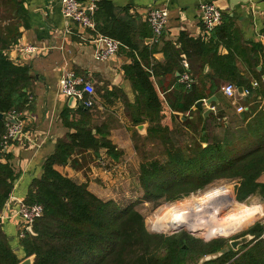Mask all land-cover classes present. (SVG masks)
<instances>
[{"label":"trees","instance_id":"obj_1","mask_svg":"<svg viewBox=\"0 0 264 264\" xmlns=\"http://www.w3.org/2000/svg\"><path fill=\"white\" fill-rule=\"evenodd\" d=\"M102 9L105 17L99 28L123 44H132L128 24L117 18L118 9L100 0L96 15ZM26 12L23 0H0V112L4 116L13 109L26 110L30 106L31 67L15 63L8 53L19 43ZM230 19L223 14V22L215 28L221 32L220 36L214 35L209 42L194 38H188L187 45L183 42L182 52L189 58L206 56L212 72L203 74L202 66L197 71L191 65L195 82L190 87L178 83V88L167 94L172 120H179L178 127L163 123L168 112L152 78L174 74L182 58L181 52L172 49L165 62L153 64L151 52L143 51L140 59L126 66L127 75L137 91L134 106L138 115L141 114L135 122L150 123L147 135L140 138L160 141L166 156L163 160L141 162L140 182L145 201L180 199L221 179L239 180L237 197L240 200L257 193L264 198V182L260 181L264 173V104L261 108L255 104L243 111L241 117L245 124L237 129L224 120L217 123L216 126L225 129L223 137L214 133L216 126H211L212 115L204 118L202 109H197L195 114L192 110L198 100L217 93L223 82L245 87L250 91L248 96L255 101L264 99V45H249L237 33L230 41L233 28ZM4 21L8 23L3 26ZM220 41L229 46L232 43L235 54L231 51L225 55L219 53ZM236 55L258 80V86L253 87L246 70L238 66ZM260 63L263 68L258 71ZM161 84V90L166 93L168 88ZM91 109H78L80 118L70 122L74 132L57 141L55 151L44 162L42 176L30 185L24 202L42 204L44 214L33 224L35 233L25 231L19 237L26 256L35 254L34 264H184L189 259L223 248L226 245L224 237L206 242L187 232L167 235L150 231L145 216L134 204L123 207L113 199L103 200L88 188V184L78 183L55 169V165L65 164L71 158L75 164L78 159L73 156H84L88 150L98 155L101 148H108L114 158L121 155L108 133L91 125ZM173 111H189L190 114L181 120ZM69 117L67 113L66 118ZM7 124L0 118V210L10 199L18 177L12 153L3 151ZM178 133L193 135L182 144L175 140ZM262 230L260 224L252 226L247 232L256 236L255 241L204 264H264V240L259 239ZM21 261L0 220V264H20Z\"/></svg>","mask_w":264,"mask_h":264},{"label":"crops","instance_id":"obj_2","mask_svg":"<svg viewBox=\"0 0 264 264\" xmlns=\"http://www.w3.org/2000/svg\"><path fill=\"white\" fill-rule=\"evenodd\" d=\"M102 1H108L118 9L117 18H121L122 20H119L128 24L132 44H123L119 39L113 37L122 43L119 52L115 56L100 61L95 58L98 47L95 39L100 34L107 35L99 28L105 17L103 9L102 12L99 11L97 15L95 14L96 29H91L68 21L62 13L61 0H23L27 12L20 27L22 35L19 43L9 50V55L15 63L31 67L32 79L30 106L22 119V134L16 139V142L12 141L8 149V152H11L14 157L12 162L18 173L11 195L16 200L9 203L11 211L16 209L19 201L26 199L32 181L42 176L44 162L55 151L57 141L65 138L68 133L74 132V129L70 127V122L80 118L77 111L82 106L79 104L74 108L69 106V98L63 94L59 85V81L66 71L82 75L94 84L95 105L91 109L93 113L91 125L94 128H100L101 132L106 131L115 145V150L121 155L118 159L114 158L109 154L108 148H101L98 155L93 150H88L84 156H73L78 159L75 164L71 158L65 164L55 165V169L78 183L88 184V188L104 200H115V196L122 194L115 188L118 186L119 178L116 177L117 182L113 183L111 178L114 177L103 171L105 166L99 160L117 161L125 166L123 168L125 176H132L127 167L130 162L133 163L132 160L137 156V140L140 136L147 135L150 126L148 121L135 122L136 119L141 118V114L138 115L134 106L137 100V91L127 75L126 66L131 64L134 59H140V53L143 51L151 52L153 64L165 62L171 56L172 49L181 52L182 58L179 60V67L174 74L152 78L168 112L163 123L169 126L174 121L168 100L166 101L167 94L175 91L178 88L176 87L178 83H182L181 76L185 71L183 60L187 59L197 71L202 66L203 74L212 72L210 63L206 61V56L196 55L189 58L182 51L183 42H186L187 45L188 38L209 42L212 37L214 38V35L220 36L221 32L216 29L211 33L204 31L200 9L202 3H215L218 0ZM221 1L226 8L222 10L223 14H227L231 18L230 22L233 25L230 41L234 40V35L237 33L241 40L249 45L251 43L264 45V0H237L233 6H230L231 0ZM152 6H164L169 10L167 25L158 40H156L147 20L148 9ZM22 27L24 30H21ZM27 45L35 46L37 50L34 52L23 50ZM13 50L16 51L15 57L11 55ZM218 51L223 55L230 51L234 53V45L230 43L229 46V43L220 41ZM236 57L238 66L242 70H246L245 72L249 75L253 85V82L258 80L247 70L241 57L239 55ZM262 65L263 63H260L258 71L262 70ZM191 73L194 77L192 70ZM195 79L194 77V82ZM226 83L229 82H223L218 92L212 95L217 97L218 102H212L210 106L205 105L201 114L204 118L212 115L211 126H216L217 123L224 120L227 125L237 129L245 124L241 117L242 112H238L237 107L243 105L246 110H249V107L257 104L261 108L264 99L259 98V101H255L248 96L249 94L240 93L238 89L243 86L237 87L236 95L229 97L222 90ZM160 84L164 88H168L166 93L161 90ZM180 105L182 104L180 103ZM209 107L213 110L206 116L205 110ZM197 109L200 108L196 105L192 107L194 114ZM174 112L179 114L181 120L185 119L184 115L189 116L190 114L189 111ZM219 112L222 113L221 116L218 114ZM67 113L70 115L69 118H66ZM176 122L180 123L179 120H175L174 123ZM141 123L148 124L146 134H140L137 130V126ZM214 130L215 134L221 137L225 135V129L222 126L218 125L214 127ZM93 132L95 133L96 129ZM16 148L20 149L19 156L14 153ZM139 174L140 172L136 175ZM95 179L101 184H98ZM261 179L264 181V174ZM7 209L8 203L3 210L8 212ZM244 212H248L246 214L251 217L250 209ZM240 215L243 216L242 213ZM238 218L240 219V217ZM20 225V219L13 217L4 222V230L8 235L19 238Z\"/></svg>","mask_w":264,"mask_h":264},{"label":"rangeland","instance_id":"obj_3","mask_svg":"<svg viewBox=\"0 0 264 264\" xmlns=\"http://www.w3.org/2000/svg\"><path fill=\"white\" fill-rule=\"evenodd\" d=\"M7 23L8 21H4L2 25L4 26ZM178 124L179 123L176 122L174 123V126L178 127ZM170 127L173 128V123ZM192 135L193 133H190L189 135H185L184 133L183 134L178 133L175 136V140L177 142L181 141L182 144H185L186 142L189 141ZM165 157L166 156L164 154V146L160 143V141H151L148 138H143V139L140 138V141L138 142L137 156L135 159L132 160L133 163L130 162L131 165L129 163L127 167L132 176L126 177L125 171L123 170L125 166H122L121 163L119 164L117 161L109 160V162H107L106 159H101V161L99 160V162L104 164L105 166V168H103V171L109 174L110 176L114 177V178H111L113 183L116 184L117 180L115 178L116 177L119 178L118 186L117 187H115L114 185L113 186L116 188V191L120 192L122 195L115 196L116 198L115 201H117L123 207L128 206L130 204H134L135 207L140 212H142V214L145 216L146 224L150 231H153L155 233H163L167 235H171V234H175L179 232L180 233L187 232L193 237L203 239L206 242L212 241L219 237H222V238L224 237L226 239V245L224 247L229 246V241L231 239H233L234 237L240 234H243L249 231V229L252 226H255L257 224H260L262 226L263 230H262L261 235L263 234L264 232V198L262 195L257 193L243 200H240L237 197V189H238V186L240 185V182L238 179L218 180L214 183L209 184L204 189L198 190L197 192H193L186 197L176 199V200L145 201L144 199L145 192L141 186L140 174L136 175L138 172H140L141 162L150 161L151 159L163 160ZM96 179H99V178H96ZM260 181L264 182L263 179H261V177H260ZM97 183L101 184L99 182ZM102 184L104 185V183ZM223 189H225V192H226V199L219 208L218 217L220 219H227L229 217L238 216L240 217V219L238 217H234L233 219H230L228 221L227 226H224L223 228H220L218 231H215L209 235H206L207 232H204V231L203 232L194 231L192 230L191 226L188 223H184L185 217L182 215H186L187 209L188 210L189 209L198 210L199 212L202 211L201 207L206 205L207 204L206 202H208V200H211L210 192H212L213 190L214 191L219 190L220 192H222ZM230 193L232 194V198H230ZM213 201L216 203H220L222 201L221 194L214 196ZM253 205L261 207V209L263 210L262 213L254 215L253 216L254 221H252L253 220L252 219L251 220L252 222L250 221L251 222L250 225H246L247 224L246 223V224H242V225L240 224L236 226V223H239L241 221L244 222V220H250L251 217L247 215L248 212H244V211H248V209ZM8 209H10V207H8ZM2 211H5V210L2 209ZM167 211L168 213H165ZM241 213L243 214L244 218L243 216L240 215ZM13 217L17 218L18 216H15L11 213L10 217L6 216L1 221L4 224L5 221H8L12 219ZM167 220H169L170 222L175 220V222L179 221L180 223L179 224L176 223V226H173L171 228L160 229L159 221L161 223H165ZM20 227H22V223ZM8 236H11V235H8ZM18 237H20V231H19ZM10 243H12L13 246H16V245L20 246L19 238H17L16 236H15L14 241L10 240ZM18 255L21 259L24 258L23 254H18ZM202 257H199V258L196 257L193 259H189V262L184 263V264H198Z\"/></svg>","mask_w":264,"mask_h":264},{"label":"built area","instance_id":"obj_4","mask_svg":"<svg viewBox=\"0 0 264 264\" xmlns=\"http://www.w3.org/2000/svg\"><path fill=\"white\" fill-rule=\"evenodd\" d=\"M99 1L100 0H61L62 13L68 21L79 23L84 27L96 29L94 16L99 8ZM200 9L201 20L206 33H211L223 22V12L214 3H202L200 5ZM168 19L169 10L167 7H149L147 20L155 35V38H157L156 40H158L163 34ZM95 42L98 44L95 58L100 61L115 56L119 52L122 45L119 40L104 34H100L95 39ZM23 50H26L27 52H34L37 50V47L33 45H27L23 48ZM183 66L185 71L181 76V82L187 87H190L192 83H194L190 62L187 59L183 60ZM258 84V81H254L253 87L258 86ZM59 85L64 95H66L68 98L75 97L77 99V104L86 108L94 107L95 86L91 81L85 79L84 76L78 75L73 71H66L61 77ZM222 90L227 96L233 97L237 93V86L234 83L229 82L222 87ZM243 93L247 95L250 94V91L248 89H244ZM204 100H206V98H204ZM26 110L13 109L9 112L8 116L14 118L17 123L12 124L7 122V131L3 137V146L6 150L10 148L15 137L19 138L21 136L23 130L22 119ZM237 111L240 113L246 111V107L240 105L237 107ZM13 201L14 198L11 196L7 201L8 207H11L9 203H12ZM11 213L15 216H18L20 219L22 223V227H20V235H23L25 231H28V227H33L36 219L43 216L44 207L40 203L29 204L24 201H19L16 209L13 211L9 209L8 212L0 210V220L6 216L10 217ZM260 238L264 239V232Z\"/></svg>","mask_w":264,"mask_h":264},{"label":"water","instance_id":"obj_5","mask_svg":"<svg viewBox=\"0 0 264 264\" xmlns=\"http://www.w3.org/2000/svg\"><path fill=\"white\" fill-rule=\"evenodd\" d=\"M237 1V0H231L229 3H230V6H233L235 5L234 2ZM240 1H247V0H240ZM223 1L221 0H218V1H215V5L218 6L221 10H224L226 9L225 6L223 5L222 3ZM21 30H24V28L22 27ZM16 51H12V57H15L16 55ZM263 78H264V75H263ZM244 87H240L238 89V91L240 93H243L244 91ZM212 102H218V99L217 97L214 95V96H211L209 98H206V100L204 99H200L196 102V106L200 109H205V105H211ZM77 105V99L75 97H70L69 98V106L71 107H76ZM212 112V108L209 107L205 110V115L207 116L209 113ZM0 118H4L7 122H10L12 124H16L17 121L14 119V118H11L9 116H4V113L0 112ZM147 127H148V124L147 123H141L137 126V130L139 131L140 134H146L147 133ZM17 137L14 138V140H16ZM4 152H7V150L4 148L3 149ZM19 151L20 149L19 148H16L14 149V153L16 154V156H19ZM7 160L4 158L3 159V162H6ZM14 200H16V198H14ZM28 231L30 233H35L34 232V229L33 227H28ZM255 238L256 236L252 233H247L245 235H241L237 238H233L229 241V246H226V247H223L221 248L219 251L217 252H214V253H211V254H206L204 255L198 264H203L204 262L206 261H210V260H213V259H217L221 256H223L224 254L228 253L229 251L231 250H234V251H239V249L241 247H243L244 245H247L249 244L250 242L252 241H255ZM15 239V236H9V240L11 241H14ZM184 247H187V245H184ZM15 251L18 253V254H23L24 255V258L22 259V261L20 262V264H34L35 262V257L36 255L35 254H32V255H29V256H26V253L24 252V250L21 248V246L19 245H16L15 246Z\"/></svg>","mask_w":264,"mask_h":264},{"label":"bare ground","instance_id":"obj_6","mask_svg":"<svg viewBox=\"0 0 264 264\" xmlns=\"http://www.w3.org/2000/svg\"><path fill=\"white\" fill-rule=\"evenodd\" d=\"M211 194H212V196H211ZM218 194H221V198H222V201L220 203H216L213 201L214 196H216ZM210 197H211V200H208V202H206L207 204L204 205L203 207H201L202 211L199 212L198 210H190V209L188 210L187 209L186 215H182L185 217L184 223H188L191 226L192 230L199 231V232H203V231L207 232L206 235H209L215 231H218L220 228L227 226L228 221L230 219H233L234 217H238V216H233V217H229L227 219H220L218 217L219 208L224 203V201L226 199L225 189H223L222 192H220L219 190H217V191L213 190L212 192H210ZM249 209L251 211L250 220L244 221V222L241 221L239 223H236V226L240 225V224L241 225L246 224V223H247L246 225H250V223L252 221H254L253 216L256 214H261L263 211L261 209V207L255 206V205L251 206ZM165 213H168V211ZM176 223L179 224L180 222L179 221L175 222V220L170 222L169 220H167L165 223H161L159 221V226H160V229H166V228H171L173 226H176ZM224 224H226V225H224Z\"/></svg>","mask_w":264,"mask_h":264},{"label":"flooded vegetation","instance_id":"obj_7","mask_svg":"<svg viewBox=\"0 0 264 264\" xmlns=\"http://www.w3.org/2000/svg\"><path fill=\"white\" fill-rule=\"evenodd\" d=\"M247 233H251V232H245V233L240 234V235H238V236H236V237H234V238H237V237H239V236H241V235H245V234H247ZM203 264H204V263H203Z\"/></svg>","mask_w":264,"mask_h":264}]
</instances>
